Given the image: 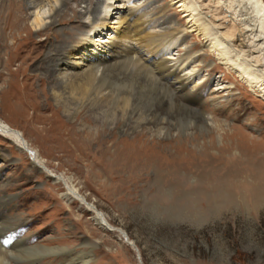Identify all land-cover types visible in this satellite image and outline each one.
I'll return each mask as SVG.
<instances>
[{
    "label": "rangeland",
    "instance_id": "374dc122",
    "mask_svg": "<svg viewBox=\"0 0 264 264\" xmlns=\"http://www.w3.org/2000/svg\"><path fill=\"white\" fill-rule=\"evenodd\" d=\"M64 1L82 14L78 21L83 27L76 34L75 43L71 42L55 56L62 45L61 38L67 37L73 26H78L76 21L58 24ZM81 1L25 0L24 11L8 7L5 1L0 3V92L7 91L8 85L14 95L32 89L35 103L52 102L57 109L54 98L67 96L64 79L81 77L87 65L99 62L97 58L90 59V54L83 58L85 52L81 49L76 52L79 43L94 49L98 57L111 60L106 52L112 44H116L114 50H119V39L114 38L121 37L126 25L129 26L125 30H134L138 22H144L146 29L141 33L149 35L177 33L184 28L182 14L170 0H100L96 18L90 10L96 7L97 0H92L91 5L90 0ZM198 1L209 19L216 17L217 22L222 20L227 24V16L220 17L222 9L213 0ZM86 9H89L88 15ZM127 12L137 13L140 20L128 17L119 26L118 13ZM35 18L39 19L42 30L54 22L48 40L44 33L35 35L39 29ZM102 22L105 25L96 28ZM222 29L220 25L218 30ZM30 33L38 43H34L37 46L34 53L30 51L33 48ZM176 39L163 58L174 63L186 50L195 52L190 63L179 67L182 73L192 75L182 93L193 110L203 115L204 124L177 118L171 122L164 120L162 124L166 128L159 132L145 130L142 145L151 147L153 142H162L164 146L156 148L152 166L136 177L130 176L127 170L114 173L119 165L112 159L115 149L108 151L96 142L79 148H86L96 159H90L85 152L84 159L77 160L74 157L77 148H70V152L53 142L47 135L48 125L36 121L32 111L24 108L26 100L16 98L12 101L16 103L12 110L7 99L0 95V119L23 136L50 174L69 179L73 189L135 245L129 246L116 231L99 228L78 201L70 203L63 198L62 184H53L44 172L33 168L25 151L20 152L9 140L0 137V220L15 223L11 234L25 238L28 248H60L45 257L35 255L43 256L40 263L25 259L12 260L11 264H81L82 257L84 264H264V203L253 204L245 188L246 184L255 183L264 197V175L257 176L251 168L264 167V101L225 70L213 55L206 53L200 38L193 33H180ZM127 45L136 46L132 40ZM51 55L58 65L57 84L49 78L43 62V58ZM8 71L17 72L18 76L7 75ZM177 95L173 92L174 98L180 101ZM37 115L49 113L39 110ZM64 116L58 111L62 121H66ZM74 128L81 131L78 124ZM110 129L118 140L132 138L141 128L127 133L114 125ZM166 169L177 172V177L158 178L159 170ZM2 236L0 243H7V250L27 251L23 252L20 243H11Z\"/></svg>",
    "mask_w": 264,
    "mask_h": 264
},
{
    "label": "bare ground",
    "instance_id": "6f19581e",
    "mask_svg": "<svg viewBox=\"0 0 264 264\" xmlns=\"http://www.w3.org/2000/svg\"><path fill=\"white\" fill-rule=\"evenodd\" d=\"M2 1L7 2L9 5H7L8 7L13 6L17 11L19 9L24 11L27 7L24 3L25 0H0V3ZM79 1L82 2L81 0H77V2ZM213 1L222 9L220 17L223 18L227 16V24L226 22H222V20H220V23L217 22V19H215L216 17H214V19H209V16L202 12V6L198 0H170L169 2L177 5L176 8L180 11L184 19V28L181 31H177V33L170 31L162 35H149L148 33H141L146 29L144 22H138V25H135L136 28H133L134 30H125L126 26H129L126 25L121 37L117 38L116 36L114 38L115 40L119 39V45L117 46L119 50H114L116 44H112L108 49L109 51L107 50L106 52L107 55L105 53L111 60L101 55L98 57L94 49L85 48L84 43H79L75 49L76 52H79L81 49L85 52L82 56L83 58L85 55L90 54V59L97 58L99 62L87 65V71L81 77H68L64 79V89L66 90L67 96H58V98H56V96L53 100L58 110L52 106V102L46 104L35 103V96L32 94L34 93L32 89H28V91H26L27 94L23 91L19 95H16V93L14 95L13 92H9L10 85H8L7 91H1L0 95L2 99H7V105L12 108V110L16 106V103H12V101H16V98L18 100H26L27 102L24 108L32 111L31 115L36 121L48 125L47 135L50 136L53 142H56L60 148L68 149L70 152L72 148H77V153L74 152V157L77 160H83L85 157L86 148H84V151L83 149H79L80 146L87 147L91 143L93 144L96 142L101 145V147L103 146L104 149H108V151L109 148L115 149L112 151V159L115 158L119 165L116 163L118 167L114 173L127 170L130 176L136 177L152 166V158L154 154H157L156 148L164 146L161 144L162 142H153L151 147L142 145L146 137L145 130L151 128L153 131L159 132L166 128L162 124L164 120L165 122H171V120H176L177 118H181V120L182 118H188L194 124H204L203 115L195 112V109L193 110L187 103L188 98L182 93L192 75L189 73L188 75L182 73L183 69L180 70L181 68L179 67H184L186 64L190 63V59L195 52L192 53L190 49L186 50V53L182 57H179L174 63L166 61L163 58L170 46L176 44L177 39L175 40V38L180 33H193L197 38H200L201 45L206 53L213 55V57L223 65L225 70L233 73L236 78L264 101V0ZM17 3L20 4V6ZM91 3L92 0L89 1V5H91ZM101 4L102 2L97 0L96 7L90 10L93 18H96L100 13L98 8L101 7ZM6 7L5 9H7ZM108 8L109 6H106L105 10H108ZM88 10L86 9L85 12L87 15ZM136 14L135 12H129V14L127 12L125 15L118 13L117 24H119V26L123 25L126 23L125 20L128 17H131L130 19H139V16L137 17ZM81 15L80 12L69 7L68 1H64L58 24L61 25L76 21L78 26H73L67 37L61 38L60 43L62 45L58 47L55 56H58L71 42L75 43V40H77L76 34L79 33L78 31H81L83 27V25H79L78 21ZM94 21L95 20H93V22ZM35 22L39 26L35 35L42 36V33H44L46 40H48V32L51 27L55 25L54 22L50 23L49 26H45L43 30L40 27L39 19L35 18ZM104 25V22L98 23V26L96 24V28L103 27ZM220 25L223 26L222 30H218ZM91 26L93 27V25ZM235 28H237V30ZM230 34H233L232 37H229ZM30 38V44L33 47L30 51L34 53L37 47L34 46L38 43H36L34 39L35 36L32 33H30ZM131 40L136 46H125L126 43L131 42ZM235 46L236 48H234ZM239 46L240 48H238ZM253 54L256 60H254ZM251 55L253 56L251 57ZM53 56L54 55L43 58V62L45 69L48 71L49 78L57 84L58 80L55 77V73L58 65L54 63L55 57ZM7 73V75H13L14 78L18 76L17 72H12L11 74V72L8 71ZM173 92L179 95L180 101L174 98ZM39 110L46 111L49 115H37ZM58 111H61L65 115L66 121H62L58 117ZM75 124L81 127V131H76L74 128ZM112 125L125 133L137 128L141 129L136 131L130 139L123 137L116 140L115 132L110 129ZM0 137L9 140L20 152L25 151L29 156L33 168L44 172L47 177L52 179L53 184H62L65 188L63 198L67 201L70 200V203L74 200L78 201L80 205L91 214L92 221L99 226V228L108 232L116 231L125 243L133 248L135 247L134 243L123 231L114 229L110 226L104 215L99 212L93 204L88 203L84 197L80 196L76 190L73 189V185L71 186L69 179L63 176H53L50 174L40 161L37 153L31 149L23 136L1 119ZM165 138L167 137L165 136ZM83 140H85V142ZM87 152V157L90 159L95 158L94 154ZM99 155L100 153L98 156ZM111 167L112 165H110V169H112ZM251 168L257 176L264 175V167L258 166L257 168L256 166H251ZM176 173L177 172L172 169L169 171L167 169L166 171L159 170L157 176L160 179L171 180L177 177ZM162 187H164V185ZM216 188L218 189V187ZM245 188L249 191L253 204L264 203V197H261L259 187L255 183L251 185L246 184ZM231 189H233V187ZM0 216L2 217V215ZM15 220L17 221V219ZM5 221L7 222V220ZM3 222L0 220V236L3 235L2 237L7 241H11V243H13V241L20 243L19 246L23 249V252L25 250L27 251L20 253L7 250V243H0V264H11L12 260L25 259L30 261L35 260L40 263L43 256L45 257L48 253L58 252L60 249L46 248L45 246L28 248V241L26 243L25 238L22 239L23 237L11 234V232H13L12 228L15 227L16 224ZM8 232L10 235L6 236ZM16 236L19 238H16ZM16 250L18 249L16 248ZM37 254L44 255L42 258L34 257ZM72 259L74 262V258ZM79 261H81V264L86 263L83 257L79 259Z\"/></svg>",
    "mask_w": 264,
    "mask_h": 264
}]
</instances>
